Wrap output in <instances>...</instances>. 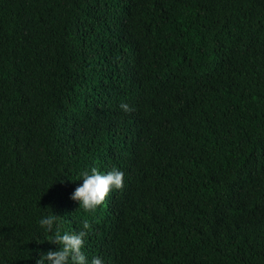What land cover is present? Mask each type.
<instances>
[{"label": "trees", "instance_id": "trees-1", "mask_svg": "<svg viewBox=\"0 0 264 264\" xmlns=\"http://www.w3.org/2000/svg\"><path fill=\"white\" fill-rule=\"evenodd\" d=\"M52 212L104 264H264V0H0V264Z\"/></svg>", "mask_w": 264, "mask_h": 264}, {"label": "clouds", "instance_id": "clouds-1", "mask_svg": "<svg viewBox=\"0 0 264 264\" xmlns=\"http://www.w3.org/2000/svg\"><path fill=\"white\" fill-rule=\"evenodd\" d=\"M121 107L128 109L127 104H122ZM80 175L82 183L75 188L71 199L77 201L79 208L85 211L95 210L113 190L121 188L124 184V172L118 168L106 172L92 168ZM59 217L60 215L52 212L39 218L40 227L52 237L45 239L59 247L46 253L40 252L35 264H104L100 256H93L89 260L84 251L88 222H84L80 231H62Z\"/></svg>", "mask_w": 264, "mask_h": 264}]
</instances>
